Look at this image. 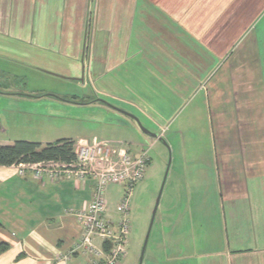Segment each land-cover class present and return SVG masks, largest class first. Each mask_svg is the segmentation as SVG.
I'll use <instances>...</instances> for the list:
<instances>
[{
  "label": "crops",
  "instance_id": "crops-1",
  "mask_svg": "<svg viewBox=\"0 0 264 264\" xmlns=\"http://www.w3.org/2000/svg\"><path fill=\"white\" fill-rule=\"evenodd\" d=\"M263 13L264 0H0L1 58L34 61L44 54L39 50L74 49L47 57L68 58L59 76L82 79L140 59L153 74L175 76L174 96L188 97L189 105L195 100L196 110L207 114L216 152L204 156L198 175L208 183L209 196L194 192L193 200L187 193L178 223L189 251L175 246L160 264H264V94L255 43L262 33L255 23ZM86 45L90 73L81 52ZM215 57L222 66L212 75ZM141 64L126 72L136 76ZM32 103L28 95L0 87L1 145L28 140L12 139L7 131L35 125L31 117L38 114L27 105ZM40 115L52 118V109ZM17 169L0 168V242L9 245L0 264H86L84 255L58 258L81 234L75 214L91 201L92 179L75 175L77 170L36 178ZM105 219L115 222L109 212Z\"/></svg>",
  "mask_w": 264,
  "mask_h": 264
},
{
  "label": "rangeland",
  "instance_id": "rangeland-1",
  "mask_svg": "<svg viewBox=\"0 0 264 264\" xmlns=\"http://www.w3.org/2000/svg\"><path fill=\"white\" fill-rule=\"evenodd\" d=\"M255 27L259 32L262 30V33L256 36L255 43L257 60L262 63L264 69V13L255 23ZM43 50L44 52L42 50L38 52L44 54L37 55L34 61H28L27 58L25 60L22 56L15 57V60L12 56L0 57V87L33 98L34 103L27 105L38 114L37 117H31L36 121L31 129H22L16 134L12 128L7 131V136L12 139L27 137L28 140L15 141L37 143L48 138L53 141L70 139L78 142L79 139H85L89 142L96 140L112 144L109 145V149L103 150L107 163L90 161L91 164L85 167L76 165L78 171L86 172L84 176L91 179L92 169H96V172L122 169L115 149L124 148L130 157H137L145 152L147 159L144 178L135 185L129 196L130 228L124 238L126 253L119 264H160V259H164L163 254L168 253L171 256L174 253L172 249H176L175 246H180L179 248L188 252L190 241L184 242L179 237L181 225L178 221L185 212L188 194L191 197L194 192L198 197L209 196L208 183L204 177L200 178L198 175L202 165L206 163L204 156L216 152V145L210 139L211 128L207 123V114L196 110L199 107L195 100L189 105L188 97L178 100V96H174L175 76L153 74L150 71L152 68L146 63L143 67L140 59L134 60L133 66L127 65L135 67L136 64H141L136 76L126 72L127 66H125L126 68H114L105 76L94 74V76H83L82 79L81 76H59L65 72L64 67L68 63V58L47 57L53 53L71 55L76 50L61 48ZM18 51L23 52V50ZM81 52L85 72L90 73V49L86 45ZM175 56L178 58L176 52ZM213 61L216 63L213 65L212 75L222 66V62L216 57ZM105 65L108 67L107 64ZM109 67L114 66L109 65ZM92 68L94 73H97L99 68L97 61ZM262 68L263 83L261 84L264 94ZM8 73L10 76H7ZM91 77L94 78L93 81ZM49 107L52 109V118L41 116L40 113H47ZM124 113L136 118L142 128L157 137L151 138L142 134L135 122ZM19 132L25 135L21 136ZM128 144L131 145L132 150ZM138 150L139 152L136 153ZM76 152H79L77 143ZM42 167L52 168L48 164ZM53 168L61 170L59 165ZM18 169V173L22 175L23 172H20L22 169L19 167ZM186 171L189 175L185 184L183 175ZM196 176L197 181H194ZM92 181L94 182L93 179ZM123 185V183L109 184L103 195L106 212L115 219V222H110L115 229L119 219L117 204L126 194ZM157 198L159 201L156 207ZM163 210L167 211L166 216H163ZM81 236L82 231L78 240L58 260L64 262L74 256L84 255L88 256L86 264H105V257L99 259L91 248L82 245ZM107 242L95 238L92 240V245L105 252ZM0 244H5L9 249L7 243L0 242ZM110 248L105 253H109Z\"/></svg>",
  "mask_w": 264,
  "mask_h": 264
},
{
  "label": "built area",
  "instance_id": "built-area-1",
  "mask_svg": "<svg viewBox=\"0 0 264 264\" xmlns=\"http://www.w3.org/2000/svg\"><path fill=\"white\" fill-rule=\"evenodd\" d=\"M77 145H79V152H76L77 165L79 167L90 165V161L108 162L103 156V150L105 148L109 149V145L112 144L104 141L97 142L96 140H93L89 142L87 140H80ZM113 147L115 146L113 145ZM115 152L121 162L122 169L110 172H104L102 170L96 172V169H92L91 177L94 180V192L91 201L85 209L75 214V218L81 226L82 245H87L91 248L95 256L99 259L105 257V264H119V261L125 256L126 249L124 238L125 235L128 234V229L130 228L128 220L129 196H131L135 185L141 182L144 178L147 159L145 152L137 157H130L127 150L124 148L119 150L115 149ZM42 165L44 164L19 165L17 167L22 169L20 170L21 173L24 171L23 169L31 170L37 178H40L44 174L50 177H58L61 175L62 171L65 170L62 168L61 170L53 168L58 165L55 163H48V165L52 166L51 169H44ZM86 174V172L78 171V169L75 173V175L80 177H85L84 175ZM113 183H123V186L126 189L124 198L117 204V212L119 216L117 229H115L113 225L104 218L106 208L103 195L106 187ZM95 238L112 243L109 253H105L102 249H97L92 245V240Z\"/></svg>",
  "mask_w": 264,
  "mask_h": 264
},
{
  "label": "trees",
  "instance_id": "trees-1",
  "mask_svg": "<svg viewBox=\"0 0 264 264\" xmlns=\"http://www.w3.org/2000/svg\"><path fill=\"white\" fill-rule=\"evenodd\" d=\"M48 163L58 164L65 170H76V142L61 139L47 144L28 141H14L10 145L0 144V168ZM111 246V242H107L105 252H108ZM7 249L5 244H0V254Z\"/></svg>",
  "mask_w": 264,
  "mask_h": 264
},
{
  "label": "water",
  "instance_id": "water-1",
  "mask_svg": "<svg viewBox=\"0 0 264 264\" xmlns=\"http://www.w3.org/2000/svg\"><path fill=\"white\" fill-rule=\"evenodd\" d=\"M124 115L129 117L130 119H132L135 122V124L137 125L138 129L140 130V132L142 134H144L147 137H151V138H156L157 137L156 135H154V134L148 132L147 130H145L144 128H142V126L140 125L139 121L136 118H134L131 115H128L127 113H124ZM158 201H159V198H157V200H156V205H155L156 207L158 205ZM155 210H156V208H155ZM155 210L153 211V214L155 213ZM147 238H148V235L146 237V240H147ZM145 243H146V241H145Z\"/></svg>",
  "mask_w": 264,
  "mask_h": 264
}]
</instances>
